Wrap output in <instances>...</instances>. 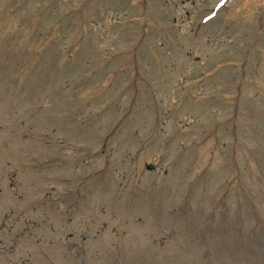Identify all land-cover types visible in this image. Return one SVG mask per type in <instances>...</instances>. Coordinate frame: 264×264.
I'll list each match as a JSON object with an SVG mask.
<instances>
[{"label":"rangeland","instance_id":"rangeland-1","mask_svg":"<svg viewBox=\"0 0 264 264\" xmlns=\"http://www.w3.org/2000/svg\"><path fill=\"white\" fill-rule=\"evenodd\" d=\"M0 264H264V0H0Z\"/></svg>","mask_w":264,"mask_h":264}]
</instances>
